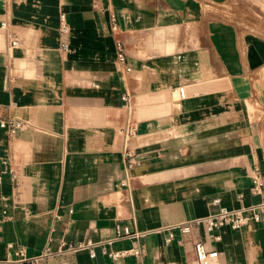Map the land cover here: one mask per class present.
Segmentation results:
<instances>
[{
	"label": "crops",
	"instance_id": "0c3cea01",
	"mask_svg": "<svg viewBox=\"0 0 264 264\" xmlns=\"http://www.w3.org/2000/svg\"><path fill=\"white\" fill-rule=\"evenodd\" d=\"M224 1L251 19L247 0H0V120L23 122L0 128V264H199L197 241L214 264H264L263 221L212 233L192 223L214 198L264 199L250 191L264 174V34ZM123 227L137 236L117 238ZM86 242L95 256L60 251ZM102 245L144 252L113 259Z\"/></svg>",
	"mask_w": 264,
	"mask_h": 264
},
{
	"label": "built area",
	"instance_id": "2783aa9c",
	"mask_svg": "<svg viewBox=\"0 0 264 264\" xmlns=\"http://www.w3.org/2000/svg\"><path fill=\"white\" fill-rule=\"evenodd\" d=\"M115 18L114 16H111V29L115 30ZM58 33L61 36L62 40L60 43V47L62 50L67 49L68 47V40L67 37L70 33V26L67 22L66 14L65 12H59L58 14V27H57ZM19 44V40L16 35L11 34L10 39L7 44L8 51H11L13 48H16ZM115 49H116V61L118 64L123 66L125 71H130L131 67L127 61L124 45L120 40H116L115 42ZM183 86H179L176 88L177 92V99H184L186 97V92L184 91ZM121 99L123 100L125 106L129 107L130 105V96L127 92H124L121 95ZM23 122L19 118L12 117L9 119H1L0 120V128L5 130L7 134H14L19 128H21ZM120 132L123 134L124 138L127 139L133 135L136 134L137 129L134 126V124H128L126 127L120 129ZM124 157H125V164L127 168L132 166L133 164V154L131 150L126 146L124 149ZM253 183L250 187V191L252 194H260L264 190V174H258L255 173V175L252 176ZM214 206H217V209L210 212L207 216L196 219L192 223H195L196 225H202L204 230L207 233H212L214 231H218L222 227H229L232 230L238 231L241 230L244 226H246L249 222H264V199L247 205V206H241L238 208H225L220 207L219 205V199L214 198L211 202ZM4 215L6 211H3ZM177 227L182 231L186 232L189 229V223H183L177 225ZM137 234L135 232H131L128 227L118 228L116 230V237H125V236H131ZM172 237V234L170 233L168 236V240H170ZM215 239H219V235L214 236ZM94 245L90 242L86 243H80L76 246L74 245H68L66 248H64V245L61 246L60 251H74L76 249H83V248H89L90 255L93 257L95 256L94 252ZM102 252L104 254H107L109 257L113 259L133 255H141L144 252V248L142 246H133L131 248L123 249V250H117V251H109L107 252L105 250V247L101 246ZM194 254L196 257V261L199 264H209L210 261H213L217 257L216 251L208 250L205 246V244L201 241H197L194 244ZM32 264H36V259H33L31 262Z\"/></svg>",
	"mask_w": 264,
	"mask_h": 264
},
{
	"label": "rangeland",
	"instance_id": "374dc122",
	"mask_svg": "<svg viewBox=\"0 0 264 264\" xmlns=\"http://www.w3.org/2000/svg\"><path fill=\"white\" fill-rule=\"evenodd\" d=\"M250 3L249 8V16L251 17L250 20H248V14L244 16L237 17L238 13V5H230L226 3V1L223 2V6L226 10L225 14L232 17L234 20H237L240 24L245 26L248 29L261 32L264 34V0H247ZM255 8V11L254 9ZM246 16V17H245ZM253 19V20H252ZM255 19V20H254Z\"/></svg>",
	"mask_w": 264,
	"mask_h": 264
},
{
	"label": "bare ground",
	"instance_id": "6f19581e",
	"mask_svg": "<svg viewBox=\"0 0 264 264\" xmlns=\"http://www.w3.org/2000/svg\"><path fill=\"white\" fill-rule=\"evenodd\" d=\"M209 264H214V260L213 261H210Z\"/></svg>",
	"mask_w": 264,
	"mask_h": 264
}]
</instances>
